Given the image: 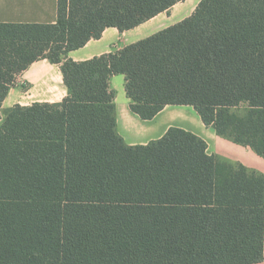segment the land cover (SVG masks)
<instances>
[{"label": "trees", "instance_id": "obj_1", "mask_svg": "<svg viewBox=\"0 0 264 264\" xmlns=\"http://www.w3.org/2000/svg\"><path fill=\"white\" fill-rule=\"evenodd\" d=\"M186 0H57L54 24H0V108L14 75L58 65L66 97L4 111L0 264H258L264 174L170 128L128 146L109 80L143 121L190 106L218 137L264 160V0H200L123 49L67 55L107 28L132 30Z\"/></svg>", "mask_w": 264, "mask_h": 264}, {"label": "crops", "instance_id": "obj_2", "mask_svg": "<svg viewBox=\"0 0 264 264\" xmlns=\"http://www.w3.org/2000/svg\"><path fill=\"white\" fill-rule=\"evenodd\" d=\"M199 2L188 4L186 0L176 4L167 13H161L122 33L107 28L99 39L87 42L67 57L74 62H84L119 51L189 17ZM56 20L57 0H0V24H54ZM124 85L123 75H114L109 80V87L114 92L116 131L126 145H146L160 139L168 129L178 128L202 139L207 145V154L229 164H242L237 159L242 150L247 148L218 137L212 128L203 125L190 106H166L153 119L141 120L129 109L130 100L125 95ZM66 95L59 66L46 60L36 61L23 72L14 75L0 114L15 105L28 107L33 103H60ZM258 264H264V261Z\"/></svg>", "mask_w": 264, "mask_h": 264}, {"label": "rangeland", "instance_id": "obj_3", "mask_svg": "<svg viewBox=\"0 0 264 264\" xmlns=\"http://www.w3.org/2000/svg\"><path fill=\"white\" fill-rule=\"evenodd\" d=\"M198 0H188V4L195 3ZM4 112L0 114V120L3 118ZM238 162L244 164L249 170L264 174V160L255 156L248 149H243Z\"/></svg>", "mask_w": 264, "mask_h": 264}]
</instances>
